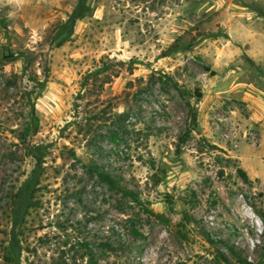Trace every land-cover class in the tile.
I'll use <instances>...</instances> for the list:
<instances>
[{
    "label": "rangeland",
    "instance_id": "obj_1",
    "mask_svg": "<svg viewBox=\"0 0 264 264\" xmlns=\"http://www.w3.org/2000/svg\"><path fill=\"white\" fill-rule=\"evenodd\" d=\"M79 2L0 0V264L37 143L18 264H264V0Z\"/></svg>",
    "mask_w": 264,
    "mask_h": 264
},
{
    "label": "trees",
    "instance_id": "obj_2",
    "mask_svg": "<svg viewBox=\"0 0 264 264\" xmlns=\"http://www.w3.org/2000/svg\"><path fill=\"white\" fill-rule=\"evenodd\" d=\"M85 0H80L79 3L83 4ZM78 4L73 12L68 16V20L66 22V25L70 23V25L73 24V22L80 18L82 16V11L80 9V5ZM64 36L59 40L61 43L65 40ZM177 49V46H173L169 50H175ZM89 76H93L96 73H99V71H93L89 72ZM119 117H123V114H120ZM37 130V129H36ZM35 131V129H34ZM18 139L21 142L26 141L25 131L19 132L17 135ZM27 150L30 155L35 159V164L33 169L31 170V173L25 178V180L22 182L20 188H18V191L14 193V199L12 200V203L10 205V223H11V229H10V235L8 243L5 247V253H4V264H18L20 260L21 251L23 249L20 235L22 233V227L25 223V218L27 215V212L31 206V201L34 196V193L36 191V185L38 184L39 177L41 174L42 164L44 162V156L46 153V147L42 144H32L31 146L27 145ZM92 173L96 174L97 177L104 183H106L110 189L121 192L122 196L131 197L132 200L138 201L137 199V193L133 191L132 189L128 188L127 186L123 185L120 182L121 177L115 176L111 172L107 171L103 164H93ZM237 171L239 175L245 180H248V176L246 171L242 167H238ZM259 216L262 218L264 222V213L259 212ZM125 226V225H124ZM122 226L121 228L124 229L123 234H129L130 237H137L140 236L141 233L137 230L135 225L131 223V225L127 229L126 227ZM126 230V231H125ZM128 230V232H127ZM114 233H117L119 229L113 230ZM123 236V235H122ZM119 239V238H118ZM126 242L124 239L118 240L119 246H124ZM99 247L109 251H115L116 250V243L112 240H100ZM80 245L85 247L87 254L89 256V259L86 264H98L99 258L102 257L100 253H95L91 250V247L89 245V242H80ZM89 249V250H87ZM235 253V252H234ZM223 257V256H222ZM224 258V257H223ZM243 261V260H242Z\"/></svg>",
    "mask_w": 264,
    "mask_h": 264
}]
</instances>
